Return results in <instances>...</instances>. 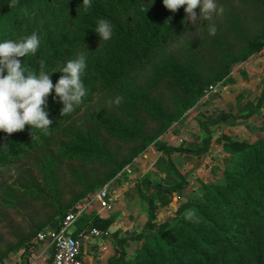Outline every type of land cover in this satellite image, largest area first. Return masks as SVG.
Segmentation results:
<instances>
[{"label":"trees","instance_id":"trees-1","mask_svg":"<svg viewBox=\"0 0 264 264\" xmlns=\"http://www.w3.org/2000/svg\"><path fill=\"white\" fill-rule=\"evenodd\" d=\"M220 1L222 12L194 25L183 7L172 13L163 0H90V5L17 0L14 8L8 6L11 0H0V42L33 32L40 38L37 53L23 58L26 69L38 75L43 60L51 75L81 52L87 64L82 76L87 95L72 113L61 116L63 105L54 100V91L49 95L46 111L52 125L47 134L33 129L32 138L29 126L11 136L0 132V206L46 198L53 208L16 243L0 249V264L20 250L27 262L42 246L35 240L39 232L58 227L77 204L110 184L150 147L168 159L176 182L167 186L146 178L136 186L147 203L144 229L126 238L116 231V255L96 264H264V133L242 141L219 137L229 153L228 165L213 181L198 179L199 186L190 192L187 175L173 159L174 154H209L211 126L249 118L261 109L264 88L253 112L239 117L224 112L203 123L207 136L198 146L170 145L164 139L211 87L232 82L239 65L264 52V0ZM100 19L113 26L108 41L95 33ZM209 25L216 27L214 36ZM190 29L192 34L183 37ZM179 38V46L169 51ZM61 75L52 74L53 85ZM118 96L123 97L119 105L109 104ZM145 184L152 195L143 190ZM177 192H188L186 201L173 218L159 222L158 211ZM187 211L194 213L191 220L185 219ZM114 223V215L94 209L80 217L74 234L93 228L105 232ZM128 244H135L132 255Z\"/></svg>","mask_w":264,"mask_h":264},{"label":"rangeland","instance_id":"rangeland-1","mask_svg":"<svg viewBox=\"0 0 264 264\" xmlns=\"http://www.w3.org/2000/svg\"><path fill=\"white\" fill-rule=\"evenodd\" d=\"M217 5V12H221L219 11L221 8L220 0L217 2ZM204 21L206 20H198L197 22L200 24ZM192 31V29L185 30L183 37L192 34ZM179 39V41L169 46V51H173L179 46V43L182 41L181 38ZM262 56L264 57V52L259 57ZM263 88L264 58L263 60H256V57H253L235 69L232 82L223 84L220 91L213 94L218 95L217 103H210L208 100L200 101L195 108L189 111V115L185 119L176 123L170 132L165 135V141L170 145L185 143L186 146L190 147L198 146L207 136L203 123H209L216 117V114L224 112L232 114L234 117L253 112L257 107V101ZM229 89L231 90L229 91ZM211 131L214 135V141L209 154L201 157L182 154L173 156L177 167L187 175V179L191 184L188 192L199 186L198 179L213 181L215 178L222 176L224 168L228 165L229 153L223 148L222 143L217 141L219 137L227 134L242 141L251 140L264 133V103L261 109L256 110L249 118L229 120L222 123V125L211 126ZM146 178L151 179L155 183L162 182L167 186L176 182V178L171 173L168 159L153 147L148 148L142 153L131 166L127 167L109 184L111 195L116 198V202L112 210L106 213L107 216L114 215L115 221L121 217L119 223H122L125 220L126 214L124 212L126 209L145 214L147 203L138 195L136 186ZM142 188L148 195L154 193L153 190L148 189L147 184L143 185ZM187 193L177 192L172 202L173 206L158 211V220L175 214L174 209L176 211L178 206L186 201ZM137 195L138 197L135 200ZM176 204L177 206H175ZM52 212L53 208L46 198L36 200L24 198L21 204L12 208L0 206V249L4 250L5 247L16 243L20 235L28 233L32 226L42 222ZM141 226L142 224L139 219L136 225L133 226L132 233L139 231ZM74 229L72 230L74 231ZM103 239H106V237ZM38 252L28 258L27 262H24V259L21 257L23 250L14 252L5 259L4 264H29L37 258ZM45 261L44 257H40L37 259V264H43ZM98 261L101 262L102 260Z\"/></svg>","mask_w":264,"mask_h":264},{"label":"clouds","instance_id":"clouds-1","mask_svg":"<svg viewBox=\"0 0 264 264\" xmlns=\"http://www.w3.org/2000/svg\"><path fill=\"white\" fill-rule=\"evenodd\" d=\"M90 5V0H83ZM17 5V0H11L10 8ZM164 7L176 13L184 8L187 21L194 25L197 21L211 20L212 15L218 11L216 0H163ZM197 9L199 13H197ZM219 11H223L222 8ZM171 17H169V20ZM209 35L216 34L215 25L208 26ZM95 33L100 41H108L113 35V26L106 19L97 21ZM40 47V38L37 33L21 37L20 40H5L0 42V132L11 136L23 132L29 126L33 138V129L41 130L47 134L52 120L46 111L49 95L54 91V100L58 98L63 105L60 115L72 113L83 102L87 95L82 81L87 64L84 53H77L75 59L67 61L59 71L62 75L53 85L51 76L45 71V62L40 61L39 74L23 66V58L35 55ZM123 97H116L109 104L119 105ZM13 171L15 169L13 168ZM192 211L185 213V219L191 220Z\"/></svg>","mask_w":264,"mask_h":264},{"label":"built area","instance_id":"built-area-1","mask_svg":"<svg viewBox=\"0 0 264 264\" xmlns=\"http://www.w3.org/2000/svg\"><path fill=\"white\" fill-rule=\"evenodd\" d=\"M221 86L222 85L219 84L211 87L202 101L209 100L213 94L218 93ZM109 186L108 184L100 189L86 202L77 204L76 207L58 223V227L48 228L37 234L35 239L36 242L41 243L46 246L47 250L52 251V264H87L84 257L86 241L90 238H104L110 236L108 231L104 232L98 228L80 231L77 235L74 234L76 224L84 213L97 209L99 214L103 215L112 210L116 198L111 195ZM72 229H74V231ZM40 257L41 255H38L37 258L29 264H37V259ZM95 260H100V257L95 256Z\"/></svg>","mask_w":264,"mask_h":264},{"label":"crops","instance_id":"crops-1","mask_svg":"<svg viewBox=\"0 0 264 264\" xmlns=\"http://www.w3.org/2000/svg\"><path fill=\"white\" fill-rule=\"evenodd\" d=\"M263 58H264L263 56L262 57L257 56L256 60H263ZM230 90L231 89H229V91ZM217 98H218V95H212V97H210L208 101H210V103L211 102L212 103H217V101H218ZM218 115L216 114V117ZM219 125H222V124H219ZM174 155H178V154H174ZM174 184L175 183H173L172 185H174ZM172 185H169V186H172ZM137 197H138V195L135 197V200L137 199ZM169 206L171 208L173 206V204L171 203ZM169 206L163 207V208L164 209L165 208H169ZM175 206H177V204ZM163 208H161L160 211H162ZM171 212H173V210H171ZM174 212H175V209H174ZM163 213H164V211H163ZM124 214H126V216L124 217V219H125L124 222L119 223L120 222L119 220L121 219V217H119L117 219V221H115V223L113 224L112 228H110L108 230V232L110 233L109 237H106V239H103V238L102 239L90 238V239H88L86 241L85 247H84V252H85L84 257H85V260H86L87 264H96V263L100 262V261L97 262L95 260V256L100 257V260H102L101 262H104L109 257H112V256L116 255V253H117L116 242H115V239L113 237V234L116 231L119 232V236L120 237L126 238V237L135 236V235H137L138 233H140L144 229V225H145V222L147 220V208H146L145 214L144 213L141 214L140 212L132 211L130 209H126ZM103 215L106 216L107 214L104 213ZM161 216H163V215H161ZM159 217H160V215H159ZM173 217H174V214H172V215H170L168 217H163V219L158 220V221L162 222V221H165V220H170ZM139 219H140V223L142 224V226L140 227L139 231H136L135 233H132L133 226L136 225V223H137V221ZM102 240H103V242H102ZM134 247H135V244L126 245V250H127L129 255H132L134 253ZM38 253H39V255H41V258L44 257V260H46L43 264H52L51 263V261H52V251L47 250L46 246L42 245L41 248H40V251Z\"/></svg>","mask_w":264,"mask_h":264}]
</instances>
